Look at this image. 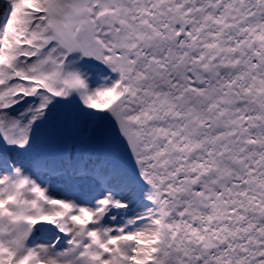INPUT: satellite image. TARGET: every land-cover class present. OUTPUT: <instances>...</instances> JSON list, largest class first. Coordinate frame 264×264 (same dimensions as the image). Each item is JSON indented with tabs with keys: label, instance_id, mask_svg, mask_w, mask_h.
Masks as SVG:
<instances>
[{
	"label": "snow or ice",
	"instance_id": "obj_1",
	"mask_svg": "<svg viewBox=\"0 0 264 264\" xmlns=\"http://www.w3.org/2000/svg\"><path fill=\"white\" fill-rule=\"evenodd\" d=\"M0 264H264V0H0Z\"/></svg>",
	"mask_w": 264,
	"mask_h": 264
}]
</instances>
